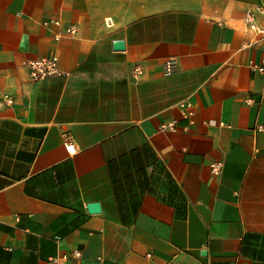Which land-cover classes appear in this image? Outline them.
I'll return each mask as SVG.
<instances>
[{
    "label": "crops",
    "instance_id": "1",
    "mask_svg": "<svg viewBox=\"0 0 264 264\" xmlns=\"http://www.w3.org/2000/svg\"><path fill=\"white\" fill-rule=\"evenodd\" d=\"M256 6L0 0V264H264ZM49 54L59 72L33 82L27 63Z\"/></svg>",
    "mask_w": 264,
    "mask_h": 264
},
{
    "label": "built area",
    "instance_id": "2",
    "mask_svg": "<svg viewBox=\"0 0 264 264\" xmlns=\"http://www.w3.org/2000/svg\"><path fill=\"white\" fill-rule=\"evenodd\" d=\"M263 6H256L254 8H250L245 12V22L248 29L253 33L254 37L246 42L247 45H254L261 42H264V24H259L256 20V13L263 12ZM47 24V23H46ZM67 33H75L76 27L71 26L67 28ZM58 56L56 54H49L40 59L32 60L27 63L29 74L33 82L37 83L42 80L47 79L49 76L57 74L59 72L58 69ZM251 65L254 69H257L260 72L264 71L263 65L255 64L251 62ZM163 69L166 74L172 73L176 69V61L173 58L166 60L163 64ZM138 70V69H137ZM3 98L5 104H13L14 97L9 92L3 93ZM180 107L182 117L185 119H190L193 114V104L191 101L187 99L180 100L178 102ZM177 120H173L169 123H164L161 125V129L163 130H175L177 126ZM65 147L67 151L71 154H74L76 149L74 146V141L72 138L67 137L65 140ZM222 164L220 162L214 163L211 167V172L213 174H219L221 172ZM75 255H79L78 251L74 252Z\"/></svg>",
    "mask_w": 264,
    "mask_h": 264
},
{
    "label": "water",
    "instance_id": "3",
    "mask_svg": "<svg viewBox=\"0 0 264 264\" xmlns=\"http://www.w3.org/2000/svg\"><path fill=\"white\" fill-rule=\"evenodd\" d=\"M112 47L114 50H124L125 41L123 39H115L112 41ZM87 206L90 212H98L100 210V204L98 202H91Z\"/></svg>",
    "mask_w": 264,
    "mask_h": 264
}]
</instances>
